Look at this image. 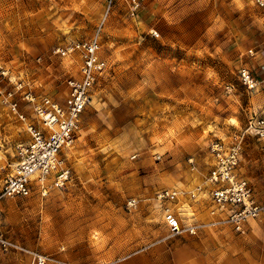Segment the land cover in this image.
Instances as JSON below:
<instances>
[{
  "label": "rangeland",
  "instance_id": "rangeland-1",
  "mask_svg": "<svg viewBox=\"0 0 264 264\" xmlns=\"http://www.w3.org/2000/svg\"><path fill=\"white\" fill-rule=\"evenodd\" d=\"M102 8L101 0H0V61L36 91L60 97L69 61L52 51L90 37ZM100 34L108 70L67 154L72 181L45 197L7 198L0 233L48 256L45 264H191L207 241L217 262L223 245L236 256L264 243V229H250L264 216L242 233L205 225L168 237L154 197L161 188L181 190L173 207L189 215L186 222L212 220L209 144L264 111V13L252 0H140L134 16L115 7ZM241 67L256 79L255 90L238 80ZM23 131L0 104V135L11 142ZM10 154L0 150V180L11 169ZM239 169L264 202L262 156L252 137ZM0 264L31 261L8 252Z\"/></svg>",
  "mask_w": 264,
  "mask_h": 264
},
{
  "label": "built area",
  "instance_id": "built-area-1",
  "mask_svg": "<svg viewBox=\"0 0 264 264\" xmlns=\"http://www.w3.org/2000/svg\"><path fill=\"white\" fill-rule=\"evenodd\" d=\"M101 1V21L91 36L58 44L52 51L60 59L69 61L68 68L62 65L67 75L62 82L60 97L36 91L29 81L14 75L6 63L0 61V81L9 85L6 89L0 88V104L24 129V138H14L11 142L0 135V150H11L7 158L11 169L0 180V211L7 198L45 197L51 190L64 189L72 181L67 154L76 139L92 90L99 77L108 70V61L100 53L102 23L119 5L128 16H134L140 6V0ZM252 2L264 13V0ZM237 73L246 89L257 88V81L249 69L241 67ZM249 137L258 142L264 167V111L250 115L242 128L209 144L213 163L206 181L210 186L208 194L212 207L209 215L212 220L202 224L186 222L189 215L173 207L183 191L161 188L155 192L166 236L196 234L198 228L205 225H225L232 232L242 233L249 221L264 216V202L254 198L251 182L239 169L244 140ZM199 190L196 187V191ZM190 197L194 198L195 193H190ZM8 252L28 254L31 264H45L50 260L0 233V253Z\"/></svg>",
  "mask_w": 264,
  "mask_h": 264
},
{
  "label": "crops",
  "instance_id": "crops-1",
  "mask_svg": "<svg viewBox=\"0 0 264 264\" xmlns=\"http://www.w3.org/2000/svg\"><path fill=\"white\" fill-rule=\"evenodd\" d=\"M254 224L255 225L251 227L250 229H259V230L264 229V224L262 223H254ZM206 243L209 245V247L207 248V252L203 254L202 259L194 257L191 264H236V263L238 264L239 261L250 262L246 264H264V243L263 242H259L258 244L253 245L252 249H249L248 247L245 249H242V251L240 252L241 254H238L236 256L228 255L226 245H223V247L221 248V251H223L224 253L219 254L220 258L216 260L217 262H215V258H214L215 252L210 246L211 241H207ZM195 246H196V241L195 242L193 241L192 242L193 249L195 248Z\"/></svg>",
  "mask_w": 264,
  "mask_h": 264
}]
</instances>
